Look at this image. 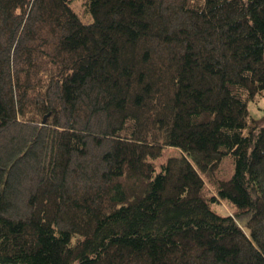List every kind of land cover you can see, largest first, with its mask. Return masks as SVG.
Here are the masks:
<instances>
[{
  "label": "trees",
  "instance_id": "trees-1",
  "mask_svg": "<svg viewBox=\"0 0 264 264\" xmlns=\"http://www.w3.org/2000/svg\"><path fill=\"white\" fill-rule=\"evenodd\" d=\"M74 1L0 0V264H264V0Z\"/></svg>",
  "mask_w": 264,
  "mask_h": 264
},
{
  "label": "rangeland",
  "instance_id": "rangeland-1",
  "mask_svg": "<svg viewBox=\"0 0 264 264\" xmlns=\"http://www.w3.org/2000/svg\"><path fill=\"white\" fill-rule=\"evenodd\" d=\"M72 6V8L85 20H88L89 17L88 15L84 12V8H83V1L82 0H78V1H74L71 2L70 4ZM257 103H259L261 110H264V96L260 98V100L253 102L250 104V110L256 114V115H260L261 111L259 110L260 108L256 105ZM180 154L179 150L177 148H172L169 147L167 148V150L165 151V155H178ZM163 160V159H162ZM233 170V165H232V160L230 158V156H225L218 168V170L216 171V176L223 178V177H228ZM218 209L223 210L224 212L229 211L231 212V205L226 202V201H221V204L218 206H216Z\"/></svg>",
  "mask_w": 264,
  "mask_h": 264
}]
</instances>
